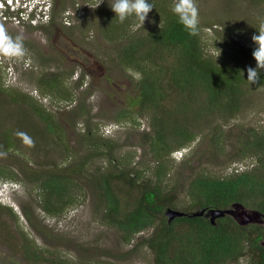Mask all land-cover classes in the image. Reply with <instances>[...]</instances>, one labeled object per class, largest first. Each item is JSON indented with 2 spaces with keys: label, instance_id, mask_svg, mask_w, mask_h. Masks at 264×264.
Returning <instances> with one entry per match:
<instances>
[{
  "label": "rangeland",
  "instance_id": "obj_1",
  "mask_svg": "<svg viewBox=\"0 0 264 264\" xmlns=\"http://www.w3.org/2000/svg\"><path fill=\"white\" fill-rule=\"evenodd\" d=\"M28 1L45 4L37 6L32 14L21 16V4L26 1L0 0V25L13 38L22 34L26 49V55L19 59L0 55V153H6L0 155V170L9 176L0 177V205L13 208L20 226L39 247L55 248L73 264H154L147 247L137 248L139 238L149 236L150 231L125 244L116 230L101 223L95 190L87 178L97 167L108 164L102 155L87 162L83 169L86 177L83 175L80 180V175L75 176L81 187L75 193L81 195L62 215L51 216L37 206L34 199L38 191L34 184L30 185L28 171H50L53 165L59 171L72 161L62 159V146L54 148L52 140L59 142V138L42 134L43 124L14 99L25 97L23 102H33L50 113L64 142L76 151L79 159L88 152L90 144L85 135L91 131V139L103 137L110 145L116 144L113 152L122 163L132 160V166L151 167L154 161L145 136L151 129L150 115L138 116L139 107L134 104L142 76L122 63L118 53L127 40L160 26L163 14L157 9L159 2L173 6L175 0H152L153 6H158L150 10L143 25L135 17L124 22L115 18L113 0ZM6 2L16 4L9 6ZM194 3L211 54L229 60L226 53L231 52L233 45L254 50L253 35L264 31V0ZM56 78L59 82L53 87L50 84ZM133 117L137 119L131 120ZM225 130L228 132L222 137L224 151L212 141V132L205 131L191 147L179 149L167 159L169 167L173 166L170 181L174 186L179 188L191 173L201 170L212 176H226L256 163L252 155L241 154L242 158L238 154L239 137L253 140L254 130L264 132V86L250 88L246 106ZM17 133L26 134L27 139ZM4 139L11 142L9 150ZM12 176L17 177V183L11 182ZM179 194V201L185 199L183 193ZM183 206L184 200L180 202ZM25 210L35 227L25 216ZM0 215V264H28L12 252L4 236L2 229L6 226L2 219L8 220L12 228L13 221L1 212ZM119 256L125 260H119Z\"/></svg>",
  "mask_w": 264,
  "mask_h": 264
},
{
  "label": "trees",
  "instance_id": "obj_2",
  "mask_svg": "<svg viewBox=\"0 0 264 264\" xmlns=\"http://www.w3.org/2000/svg\"><path fill=\"white\" fill-rule=\"evenodd\" d=\"M158 4L161 6H154L163 14L160 26L127 40L118 53L122 63L142 76L134 104L139 107L138 116L150 115L151 129L145 136L154 164L145 168L132 166V160L122 163L113 152L116 144L110 145L103 137L91 139V131L85 135L90 144L88 152L79 159L64 142L50 113L18 96L14 101L24 104L28 114L32 111L35 121L43 124L42 134L59 138L52 144L55 149L62 146V159L72 161L59 171L56 165L50 171L37 169L31 173L26 169L30 185L34 184L38 191L34 200L47 214L62 215L81 195L75 193L81 189L75 176L80 175L82 180L87 162L102 155L108 164L97 167L87 178L95 190L101 223L116 230L125 244L150 231L149 236L139 238L137 248L147 247L154 264H264V226H242L231 216L218 218L213 224L206 216L188 215L170 221L166 215L170 208L191 214L225 209L235 203L264 214V132L254 130L253 140L239 137L238 154H250L256 160L251 168L242 171L212 176L201 170L191 173L178 188L170 181L173 166L170 168L167 163L175 151L191 147L205 131L212 132V141L224 151L222 137L228 132L225 127L243 111L250 88L264 86V70L261 79L250 84L246 78L247 68L256 64L253 50L233 45L231 52L226 53L230 59L220 60L207 49L200 24L199 31L191 35L178 22L171 3ZM58 82L56 78L50 85L55 87ZM4 142L7 147L11 143L5 139ZM4 176L9 177L0 170V177ZM9 179L18 181L16 176ZM179 192L185 199L179 201ZM183 200L186 206L182 208ZM0 212L13 221L12 228L8 220L2 219L6 241L12 252L28 264H73L55 248L39 247L22 229L12 207L0 205ZM25 216L35 227L26 210ZM119 260L125 259L119 256Z\"/></svg>",
  "mask_w": 264,
  "mask_h": 264
},
{
  "label": "clouds",
  "instance_id": "obj_3",
  "mask_svg": "<svg viewBox=\"0 0 264 264\" xmlns=\"http://www.w3.org/2000/svg\"><path fill=\"white\" fill-rule=\"evenodd\" d=\"M24 1L26 3L21 4L20 8L21 16L25 14L30 15L36 10L37 6L42 7L45 4L41 2L30 3L28 0ZM6 4L10 6L16 3L11 4L10 2H6ZM153 7L152 0H113L111 4L115 18L119 19V21L124 22L129 17H135L142 25L146 18H148V13ZM172 12L189 34L195 35L199 31L198 9L195 6L194 0H175ZM262 28H264V25H262ZM252 39L256 45L252 52L256 64L254 67L250 66L247 68L246 80L250 84H256L261 79V72L264 70V31H259V34L253 35ZM0 55L18 59L23 58L26 55L24 36L19 34L13 38L7 33L5 27L0 25ZM17 135L27 139L24 133H17ZM5 154L0 153V155Z\"/></svg>",
  "mask_w": 264,
  "mask_h": 264
},
{
  "label": "water",
  "instance_id": "obj_4",
  "mask_svg": "<svg viewBox=\"0 0 264 264\" xmlns=\"http://www.w3.org/2000/svg\"><path fill=\"white\" fill-rule=\"evenodd\" d=\"M166 215L170 221H173L175 218L183 216H206L210 218L213 224H216L218 218L225 216L233 217L240 225H249L255 223H264V214L258 210L248 209L242 204L235 203L229 208L225 209H211V210H202L188 214L186 212L168 209Z\"/></svg>",
  "mask_w": 264,
  "mask_h": 264
},
{
  "label": "flooded vegetation",
  "instance_id": "obj_5",
  "mask_svg": "<svg viewBox=\"0 0 264 264\" xmlns=\"http://www.w3.org/2000/svg\"><path fill=\"white\" fill-rule=\"evenodd\" d=\"M255 224H259V225H261V226H264V223H255Z\"/></svg>",
  "mask_w": 264,
  "mask_h": 264
}]
</instances>
